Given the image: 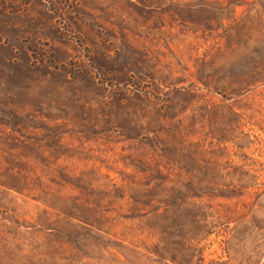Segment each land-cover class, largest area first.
Instances as JSON below:
<instances>
[{
	"label": "rangeland",
	"instance_id": "1",
	"mask_svg": "<svg viewBox=\"0 0 264 264\" xmlns=\"http://www.w3.org/2000/svg\"><path fill=\"white\" fill-rule=\"evenodd\" d=\"M0 264H264V0H0Z\"/></svg>",
	"mask_w": 264,
	"mask_h": 264
}]
</instances>
